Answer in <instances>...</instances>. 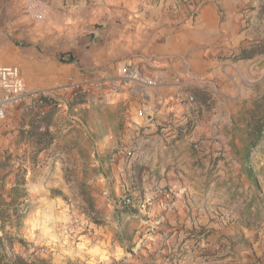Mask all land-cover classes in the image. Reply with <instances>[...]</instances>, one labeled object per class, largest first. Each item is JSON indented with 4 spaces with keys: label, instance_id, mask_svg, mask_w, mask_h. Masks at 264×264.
Listing matches in <instances>:
<instances>
[{
    "label": "crops",
    "instance_id": "0c3cea01",
    "mask_svg": "<svg viewBox=\"0 0 264 264\" xmlns=\"http://www.w3.org/2000/svg\"><path fill=\"white\" fill-rule=\"evenodd\" d=\"M31 1L0 0L16 37L30 42L26 51L1 49L3 64H20L45 96L66 100L74 83L86 92L58 110L54 145L36 165L37 108L25 113L35 99L0 123L26 135L13 166L0 165V221L13 200L28 205L0 238L10 232L17 248L42 250L52 264H264V204L247 225L238 205L249 199L231 204L236 178L212 163L224 137L215 131L228 125L216 127L215 111L224 103L230 116L249 100L240 62L220 61L240 40V0H41V20L29 17ZM184 86L195 89L197 107L177 102ZM152 103L159 110L148 118L141 107ZM196 108L192 137L165 127L167 114L187 119ZM19 164L27 171L18 196ZM258 170L254 196L264 194ZM125 194L132 206L122 204Z\"/></svg>",
    "mask_w": 264,
    "mask_h": 264
},
{
    "label": "rangeland",
    "instance_id": "374dc122",
    "mask_svg": "<svg viewBox=\"0 0 264 264\" xmlns=\"http://www.w3.org/2000/svg\"><path fill=\"white\" fill-rule=\"evenodd\" d=\"M5 13L6 7L2 8L0 5V50L6 48L7 45L13 52L14 50H28L30 42L16 37L12 29L13 24ZM239 20L240 27L233 35L234 38L240 36V40L237 41L238 45H235L229 52L220 55V61L222 63L240 62V69L242 70L240 72V89L248 94L249 100L240 102V109L236 108L230 116L225 113L224 103L215 111V114L219 117L216 127L218 128L219 125L222 126L224 123L228 125L215 131L216 133H222L224 137L221 143V153L213 157L212 163L216 166L217 162L220 161L222 165L229 169L230 177L236 178L237 186L230 195V203L239 204L238 201L247 196L249 199L247 205H243L244 203L238 205L241 207L240 212L245 213L251 201L256 205L264 204V194L262 196L251 195V192L255 194V187L257 186L255 174H258V167H261V170L264 168V135L258 144H251L254 139L253 127L261 116L260 113H255V103L264 96V0H240ZM6 51L7 49L4 50V53ZM60 54H58V57ZM0 64L3 65L2 60ZM12 64L20 66L18 63H9L8 65ZM22 73L28 87L33 88L34 85L27 78L23 69ZM223 76V79L229 82V86L234 85V79H229L226 75ZM181 88H187L191 91L195 97V103L191 106L197 107L195 89L186 86ZM209 111L207 110V112ZM199 114L196 108L194 127L199 119ZM24 136L26 135L22 133V130H18V127L7 126L4 129L0 127V165L13 166V161L17 155V137ZM241 183L243 192L240 190ZM246 184L248 185L247 194L244 193ZM23 245L24 243L18 245V248L14 245L17 254L28 258L44 257L50 261L42 250H30L28 246L26 249L21 250ZM6 261L7 256L0 241V264H5Z\"/></svg>",
    "mask_w": 264,
    "mask_h": 264
},
{
    "label": "built area",
    "instance_id": "2783aa9c",
    "mask_svg": "<svg viewBox=\"0 0 264 264\" xmlns=\"http://www.w3.org/2000/svg\"><path fill=\"white\" fill-rule=\"evenodd\" d=\"M42 1H31L27 4V10L32 19H43L45 17V11L42 6ZM124 74L128 75L129 78L137 81L142 80L140 73L131 68L125 67L123 69ZM69 90L70 95L66 100L59 98L54 99L59 109H69V103L74 98L84 94L86 90L80 83H74L66 87ZM40 96L43 95L39 90L28 87L25 77L22 73V69L19 65H8L0 64V121H5L9 114V109L23 101L25 98L32 97L35 99L33 103L28 107L30 109H36V102ZM175 98L178 103L185 105H193L195 103V97L187 88H180L175 93ZM159 108L155 103L145 104L141 107L142 113L146 114L148 118H153L158 112ZM194 110V109H193ZM191 111L190 116L187 119H181L175 117L169 113L165 116V127H175V131L183 133L185 137H192L194 133V122H195V111ZM45 111V108H37V114L41 115ZM157 193H163L162 187H156ZM124 206H132L134 204L133 198L129 194H125L122 199ZM3 248L5 250L7 260L15 258L16 251L14 246L4 242Z\"/></svg>",
    "mask_w": 264,
    "mask_h": 264
},
{
    "label": "trees",
    "instance_id": "16d2710c",
    "mask_svg": "<svg viewBox=\"0 0 264 264\" xmlns=\"http://www.w3.org/2000/svg\"><path fill=\"white\" fill-rule=\"evenodd\" d=\"M59 58L61 60H67L71 61L72 57L70 56L68 59H64V54H60ZM79 97L74 98L70 101L69 107L75 106L77 104L81 103V100H78ZM36 108H45V111L41 115H37V118L35 119V141L33 144V147L29 154V161L32 165L37 164V159L40 153L47 151L52 148L54 145L56 135L55 132L50 130V126L53 123L54 117L57 114L59 108L57 107V104L55 103L54 99L48 96H40L36 102ZM256 111L255 113H260L261 116L259 117V120L256 122V124L253 127L252 132L254 133V139L252 140L253 145H256L260 142L261 138L264 135V96L260 101H256L255 103ZM26 114H30L33 111L30 108L26 110ZM36 113V112H35ZM27 171L26 166L19 164L18 165V172H17V187H16V195H20L22 191V186L24 184V175ZM17 196V197H18ZM19 198V197H18ZM16 200L12 201V204L8 207L10 209L9 212H7L4 217L0 221V229L3 230L7 225L10 227L13 226H19L21 223L22 218L24 217V213L28 207L27 203L20 202V204H16ZM259 205H256L251 201L249 204V207L247 211L244 213L245 215V221L247 225L255 224L257 223V219L252 220L254 213V209H257ZM16 237L10 233H3L1 235L0 241L3 246L4 242L9 243L11 246H14V241ZM20 242H24L22 239H20ZM5 264H52L47 258L44 257H37V258H28L26 256L16 254L15 258L11 260H7Z\"/></svg>",
    "mask_w": 264,
    "mask_h": 264
}]
</instances>
